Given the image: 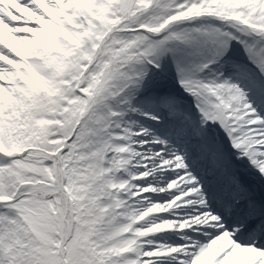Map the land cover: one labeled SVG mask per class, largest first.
I'll use <instances>...</instances> for the list:
<instances>
[{
  "label": "snow or ice",
  "instance_id": "1",
  "mask_svg": "<svg viewBox=\"0 0 264 264\" xmlns=\"http://www.w3.org/2000/svg\"><path fill=\"white\" fill-rule=\"evenodd\" d=\"M0 264H264V0H0Z\"/></svg>",
  "mask_w": 264,
  "mask_h": 264
}]
</instances>
